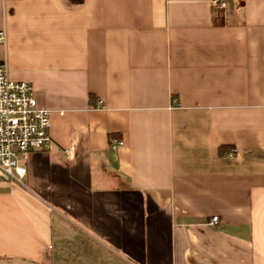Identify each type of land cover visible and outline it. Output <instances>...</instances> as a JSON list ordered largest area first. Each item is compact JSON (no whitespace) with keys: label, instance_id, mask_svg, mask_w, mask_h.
I'll return each mask as SVG.
<instances>
[{"label":"crops","instance_id":"crops-1","mask_svg":"<svg viewBox=\"0 0 264 264\" xmlns=\"http://www.w3.org/2000/svg\"><path fill=\"white\" fill-rule=\"evenodd\" d=\"M1 30L53 145L0 179V264H264V0H0Z\"/></svg>","mask_w":264,"mask_h":264},{"label":"built area","instance_id":"built-area-1","mask_svg":"<svg viewBox=\"0 0 264 264\" xmlns=\"http://www.w3.org/2000/svg\"><path fill=\"white\" fill-rule=\"evenodd\" d=\"M229 0H212L215 9H225ZM6 40L5 30L0 31V43ZM51 111L38 106L33 86L26 81L10 77L6 61L0 62V179L22 181L27 169L19 154L32 150L49 149L53 145L50 134ZM123 141L114 139V145ZM70 153V149H65ZM237 150L229 152L235 156ZM214 216L211 224H216Z\"/></svg>","mask_w":264,"mask_h":264}]
</instances>
